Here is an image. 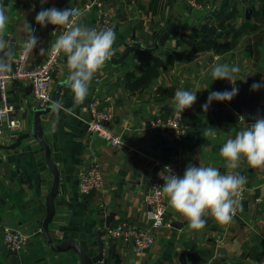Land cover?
I'll return each instance as SVG.
<instances>
[{"label": "crops", "instance_id": "obj_1", "mask_svg": "<svg viewBox=\"0 0 264 264\" xmlns=\"http://www.w3.org/2000/svg\"><path fill=\"white\" fill-rule=\"evenodd\" d=\"M90 2H95L93 7L84 10ZM233 4L234 0H0L8 17L5 36L15 52L12 65L26 38V23L39 37L30 62L46 57L39 55V50L50 48L55 26L41 27L35 22L42 9L76 5L85 13L80 22L92 28L105 10L116 33L114 54L93 78L83 103L74 106L73 93L66 86L64 54L53 74L52 98L62 85L51 104H62L63 108L57 113L52 107L43 116V127L60 170L57 211L49 224L54 243L71 237L94 256L99 252L97 233L104 231L103 257L97 264H264V170L251 168L244 159L237 169H229L220 156L223 144L253 122L237 115L235 120L218 125L213 111L224 102L213 101L207 112L202 110L210 92L224 91L225 80L211 77L216 64L240 68L235 74L236 86H243L249 78L259 82L264 77V0H237L235 15L205 47L183 43L180 29L165 45H157L155 39L157 31L171 22L183 24L185 37L190 40L206 38L209 28ZM224 44L228 46H221ZM167 51L174 52V64H167ZM157 58L165 63L158 76L143 89L129 88L126 76H141ZM178 88L197 92V101L192 108L178 113L187 130L185 136L177 142L166 141L151 121L176 113L170 102ZM31 92L26 80L8 85V97L19 109L21 127L11 132L4 124L5 133L0 139V264H13L3 237L6 228L28 236L26 246L19 251L22 264H81L77 251H55L42 231L46 196L53 182L43 145L30 136L12 147L32 130L35 104ZM254 94L264 104V88ZM95 97L101 107H112L110 126L122 136V145L114 147L90 132V101ZM208 127L215 129V136L203 135ZM94 163L101 166L103 185L82 193L81 174ZM164 163L184 171L189 164L216 167L221 174L239 171L247 177V192L229 224L220 225L207 217L201 230L190 229L187 220L172 210L164 197L166 224L154 229L152 247L137 251L111 238L108 228L122 220L150 225L145 202L150 190L148 178H160Z\"/></svg>", "mask_w": 264, "mask_h": 264}, {"label": "clouds", "instance_id": "obj_2", "mask_svg": "<svg viewBox=\"0 0 264 264\" xmlns=\"http://www.w3.org/2000/svg\"><path fill=\"white\" fill-rule=\"evenodd\" d=\"M46 2V0H41ZM84 12L76 8L57 9L55 7L42 9L35 16V22L41 27L51 24L63 31L51 43L50 48H40L39 55L61 53L66 56L68 75L66 86L73 93L74 106L84 102L89 86L114 54L113 45L116 41L115 30L111 27L97 30L81 23ZM8 17L3 7H0V74H10L13 71L12 60L15 55L11 43L5 36ZM26 38L22 44V54L28 57L33 54L39 43L35 29L25 25ZM55 34V31L52 33ZM240 68L229 64H216L211 70L213 80H228L230 90L210 92L202 110L207 112L213 101H231L239 92L236 86L235 74ZM264 88V77L259 82H253L252 91ZM197 101V92L176 89L170 106L173 111L181 114L190 109ZM62 104L53 105L57 113ZM244 120V117H240ZM250 126L238 131L234 138L228 139L220 149V156L226 161L229 169H237L242 159L254 169L264 170V115L253 117ZM215 129L208 127L203 135L215 136ZM164 181L160 187H154L158 195H163L168 205L188 222L192 230H201L207 223V217L215 219L220 225L229 224L239 207L247 177L238 172L221 174L212 166H194L189 164L183 175L173 173L170 166L158 174Z\"/></svg>", "mask_w": 264, "mask_h": 264}, {"label": "built area", "instance_id": "obj_3", "mask_svg": "<svg viewBox=\"0 0 264 264\" xmlns=\"http://www.w3.org/2000/svg\"><path fill=\"white\" fill-rule=\"evenodd\" d=\"M101 5L100 2H96ZM95 2L87 3L84 10H89ZM81 10L78 6H73ZM82 11V10H81ZM111 27V19L107 11H103L96 20L93 28L97 30ZM55 31L52 43L56 37L63 31L62 28H53ZM63 53L60 55L47 54L46 57L39 62L31 63L30 56L25 57L22 54V46L13 62V71L10 74H0V139L5 133L4 124L7 130L17 132L21 127V119L18 117L19 109L14 105L8 97V85L15 81L26 80L32 86V98L35 106L46 108L53 101L51 82L53 74L59 65ZM113 118L111 106L101 107L97 97L90 101V118L88 120V128L91 133L98 138L110 143L114 147L122 145L123 138L115 133L110 126ZM151 125L160 128L166 141H180L186 134V127L182 124L178 113L171 114L167 117H156L152 119ZM164 166H170L173 173L182 176L184 170L170 163H164ZM241 174L239 171H235ZM242 175V174H241ZM150 190L145 197L147 204V215L151 221L150 225H142L135 221L122 220L108 228V234L111 238L121 241L124 245H131L137 251H143L155 242L154 229L166 224V203L163 195H158L154 187L163 185V181L150 175ZM103 185V174L99 163H94L92 167L81 174L79 180V188L82 193H87L92 189ZM247 186L244 185L240 202L245 198ZM237 212V210H236ZM235 212V213H236ZM4 242L10 250H22L28 241V236L13 228H6L4 231Z\"/></svg>", "mask_w": 264, "mask_h": 264}, {"label": "water", "instance_id": "obj_4", "mask_svg": "<svg viewBox=\"0 0 264 264\" xmlns=\"http://www.w3.org/2000/svg\"><path fill=\"white\" fill-rule=\"evenodd\" d=\"M236 10L237 0H234L232 8L226 14H224L215 25L209 28V36L201 40H190L186 38L183 24L171 22L167 28L157 31L160 33L158 40H156L157 45H165L170 35L174 34L178 29H180L179 37L183 43H186L190 46L203 45L209 40H211L217 33L218 29H221L235 15ZM253 82H257V80L255 78H249L243 86H237L239 88L237 96H235L231 101L224 102L225 105L218 107L213 111V116L217 121L218 125L221 126L226 124L227 122L235 120L237 115H242L244 119H246L248 122H254L253 117L256 115H264V104L257 101L254 94L255 91H252L250 89V86ZM61 85L58 86L57 90L53 94V99L55 98L57 100ZM231 87V83L228 80H225L224 90H230ZM30 89L32 90L31 85ZM52 107V104L48 105L46 108L34 106V115L32 120L31 132L19 137L17 139V142L13 144L12 147L18 146L23 138H28L32 136L39 140V142L43 145L45 149V159L49 169L53 174V182L52 187L46 196V216L43 220L42 231L45 237L47 238L48 242L51 244L52 249H54L55 251H65L69 249H74L81 256V264H97L103 257L104 243L101 239V236L104 234V231H100L97 233L99 252L97 255L94 256L89 255V253H87V251H85V249L71 237L64 239L59 244H56L52 241L51 237L49 236V224L55 217L57 211L56 198L60 192V170L52 158L51 146L44 136L43 127V116L47 115L51 111ZM110 219L111 217H109L107 221L109 222ZM219 249L225 251L224 246H220ZM8 256L10 257L13 264H22L19 251L9 250Z\"/></svg>", "mask_w": 264, "mask_h": 264}, {"label": "trees", "instance_id": "obj_5", "mask_svg": "<svg viewBox=\"0 0 264 264\" xmlns=\"http://www.w3.org/2000/svg\"><path fill=\"white\" fill-rule=\"evenodd\" d=\"M160 36V33L157 32L155 34V39L158 40ZM229 44V43H228ZM228 44H224L221 46H228ZM202 47H205L203 44ZM174 52L172 51H167L166 57H167V64L169 63L174 64L175 62V57H174ZM176 56V55H175ZM164 61L161 58H157L153 64H149L143 71L142 75L139 77H135L133 73H129L126 78H127V85L129 88L136 90V89H143L146 86H148L153 78L158 76L160 72V66L164 65Z\"/></svg>", "mask_w": 264, "mask_h": 264}]
</instances>
